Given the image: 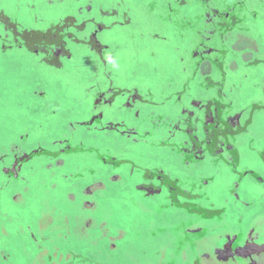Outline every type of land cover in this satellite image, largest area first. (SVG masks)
<instances>
[{
	"label": "rangeland",
	"instance_id": "374dc122",
	"mask_svg": "<svg viewBox=\"0 0 264 264\" xmlns=\"http://www.w3.org/2000/svg\"><path fill=\"white\" fill-rule=\"evenodd\" d=\"M228 1L231 51L200 65L202 0H0V264H264V0ZM74 15L106 47L17 46ZM195 102L237 116L236 155L191 152Z\"/></svg>",
	"mask_w": 264,
	"mask_h": 264
},
{
	"label": "flooded vegetation",
	"instance_id": "af4514ba",
	"mask_svg": "<svg viewBox=\"0 0 264 264\" xmlns=\"http://www.w3.org/2000/svg\"><path fill=\"white\" fill-rule=\"evenodd\" d=\"M204 4V9L201 13L204 20V30H209V34L201 36L198 39V45L196 48L195 57L196 63L200 65L202 62L206 61L209 58H213L225 52H230V46L225 41V36L228 32L235 30L236 25L239 20L234 15L233 5L230 4L228 0L220 4V7L215 5V0H202ZM218 3V1H217ZM82 12H80L81 14ZM94 25V29H92ZM104 25L99 22H95L93 19L82 18L79 19L77 15L69 17L63 23L53 25L46 30H27L26 28L22 31L17 27V35L21 37V40H18L17 46L23 47L26 46L32 52L38 53L41 57V60L46 64L55 66L57 68L63 67L64 61L68 57H72L71 53V44L74 42H79L77 33H87L89 35V42L93 48H104L106 45L102 43L100 39V32L103 30ZM202 33V32H200ZM218 34L222 41L217 38ZM213 40V41H212ZM208 41H212L209 44ZM222 45V47L220 46ZM229 50V51H228ZM215 54V55H214ZM214 55V56H212ZM213 62L214 59H213ZM206 105H202L200 102H195L196 108H202ZM206 108V107H205ZM186 117V122L189 125L188 133L192 139L193 147L192 151L195 155L202 151L201 156H204L205 153L211 154L213 158L217 159L222 157L226 149L230 150L233 155L236 152V147L229 142L230 134H236L238 132L235 129L237 124V116L231 117L228 120H225L222 113L218 108H215V104H212L210 108H206V119L201 122L202 127L205 132V137L203 140H199L195 136V126L192 124V119L195 115L194 111H188ZM188 116H193L188 117ZM200 118H197L199 121ZM201 120V119H200ZM200 122V121H199ZM236 155V154H235ZM33 155L24 156L25 161L28 158H31ZM199 156V154H197ZM205 157V156H204ZM248 173H251L249 171ZM253 174V173H252ZM205 254H207L205 252ZM207 259H202L198 262L200 264H251L242 263L240 256H236L235 261H227L222 258L211 257L208 259V255L204 256ZM221 259V260H219Z\"/></svg>",
	"mask_w": 264,
	"mask_h": 264
},
{
	"label": "water",
	"instance_id": "95a60500",
	"mask_svg": "<svg viewBox=\"0 0 264 264\" xmlns=\"http://www.w3.org/2000/svg\"><path fill=\"white\" fill-rule=\"evenodd\" d=\"M212 104H214V103H213V102H208V103L206 104V108H207V109L210 108ZM22 160H24V158H23Z\"/></svg>",
	"mask_w": 264,
	"mask_h": 264
}]
</instances>
